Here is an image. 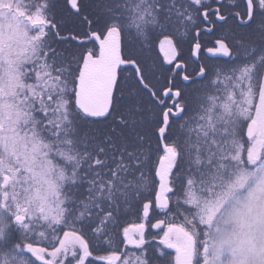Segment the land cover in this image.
Instances as JSON below:
<instances>
[{"label": "snow or ice", "instance_id": "6c2138e0", "mask_svg": "<svg viewBox=\"0 0 264 264\" xmlns=\"http://www.w3.org/2000/svg\"><path fill=\"white\" fill-rule=\"evenodd\" d=\"M0 264H264V0H0Z\"/></svg>", "mask_w": 264, "mask_h": 264}, {"label": "trees", "instance_id": "16d2710c", "mask_svg": "<svg viewBox=\"0 0 264 264\" xmlns=\"http://www.w3.org/2000/svg\"><path fill=\"white\" fill-rule=\"evenodd\" d=\"M74 29V23L71 19H68L64 22V32H71ZM73 45L72 41H68L61 45V47H71ZM187 47H185L186 49ZM157 64L163 65V68L165 69V63L162 56V53L159 51V48L156 47L153 51H151L148 54ZM156 218H163L162 215L157 216ZM139 220L136 218V215L134 213H129L126 217H124V224L125 226L130 223H138ZM153 231V230H151ZM153 234H155V231H153Z\"/></svg>", "mask_w": 264, "mask_h": 264}, {"label": "flooded vegetation", "instance_id": "af4514ba", "mask_svg": "<svg viewBox=\"0 0 264 264\" xmlns=\"http://www.w3.org/2000/svg\"><path fill=\"white\" fill-rule=\"evenodd\" d=\"M206 39H207V38H206ZM209 46H211V45H208V44L204 45V47H209ZM161 53H162V52H161ZM185 55H187V48L185 49ZM162 56H163V59H164V54H163V53H162ZM206 57H207V53L202 52V53H201V62H203V61L205 60ZM208 62H212V61L209 60ZM164 63H165V61H164ZM170 67H172V66L168 65L167 63H165V69H168V68H170Z\"/></svg>", "mask_w": 264, "mask_h": 264}, {"label": "water", "instance_id": "95a60500", "mask_svg": "<svg viewBox=\"0 0 264 264\" xmlns=\"http://www.w3.org/2000/svg\"><path fill=\"white\" fill-rule=\"evenodd\" d=\"M153 231H155V230H153Z\"/></svg>", "mask_w": 264, "mask_h": 264}]
</instances>
